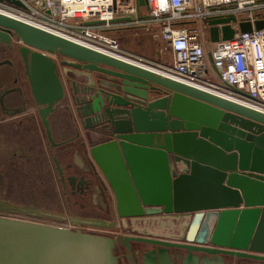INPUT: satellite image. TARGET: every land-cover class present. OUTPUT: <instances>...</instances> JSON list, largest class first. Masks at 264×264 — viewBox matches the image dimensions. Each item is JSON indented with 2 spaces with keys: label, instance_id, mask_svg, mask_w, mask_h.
<instances>
[{
  "label": "water",
  "instance_id": "95a60500",
  "mask_svg": "<svg viewBox=\"0 0 264 264\" xmlns=\"http://www.w3.org/2000/svg\"><path fill=\"white\" fill-rule=\"evenodd\" d=\"M137 3L146 7L145 0ZM231 22L236 17L209 22L211 40H220L221 24L222 40L233 39ZM254 27L264 29V21ZM240 29L252 32L253 25L241 23ZM13 38L24 45L48 139L54 144L48 116L58 108L70 112L85 131L84 171L110 191L119 218L135 228L143 220L161 226L169 221V228L173 220L182 222L176 235L164 236L175 243L130 238L124 244L129 252L133 241L152 246L158 259L167 254L181 263L188 252L201 264L264 263V113L0 14V42ZM60 128L62 134L70 130ZM0 212L39 213L4 202ZM118 244L106 236L0 219V264H118Z\"/></svg>",
  "mask_w": 264,
  "mask_h": 264
},
{
  "label": "built area",
  "instance_id": "2783aa9c",
  "mask_svg": "<svg viewBox=\"0 0 264 264\" xmlns=\"http://www.w3.org/2000/svg\"><path fill=\"white\" fill-rule=\"evenodd\" d=\"M17 1L20 6L0 1V14L264 113V29L254 27L264 21V0H145L146 13L137 0ZM230 17L237 19L228 24L233 39L222 40L221 24L220 40L213 42L209 22ZM118 18L130 20L114 22ZM93 22L99 24H87ZM241 23L252 24V32L243 33ZM153 25L160 29L154 38L172 52L170 65L129 53L108 34L116 29L150 32Z\"/></svg>",
  "mask_w": 264,
  "mask_h": 264
},
{
  "label": "flooded vegetation",
  "instance_id": "af4514ba",
  "mask_svg": "<svg viewBox=\"0 0 264 264\" xmlns=\"http://www.w3.org/2000/svg\"><path fill=\"white\" fill-rule=\"evenodd\" d=\"M23 47L16 38L10 43L0 42V202L28 207L39 213L0 212V219L117 239L119 244L114 255L118 258V264L123 258L127 264H201V260L192 258L189 252L188 258L183 257L181 263L167 254L160 256L163 260L158 259L152 246L139 242L130 241L131 252L124 246L130 238L174 242L165 238L166 235L159 239V236L138 233H117L116 236L108 233L125 229L126 220L119 218L114 211V200H111L110 191L101 180L84 171L87 162L84 159L82 136L85 133L75 120L70 122V112L58 108L48 116L52 131L54 127L62 125L70 128L66 136L54 135L52 132L54 144H61L59 147L48 139L40 114L41 106L37 105L32 95ZM63 148L68 152L64 153ZM55 159L62 162V175ZM81 219H102L109 223L115 222L116 227L97 228L85 224ZM95 229L104 232L96 233ZM142 231L145 232H139ZM250 262L241 260L235 264H252Z\"/></svg>",
  "mask_w": 264,
  "mask_h": 264
},
{
  "label": "rangeland",
  "instance_id": "374dc122",
  "mask_svg": "<svg viewBox=\"0 0 264 264\" xmlns=\"http://www.w3.org/2000/svg\"><path fill=\"white\" fill-rule=\"evenodd\" d=\"M141 10L143 13H146V11H147L146 7H143ZM239 17L242 18V15H239ZM159 30L160 29L158 26H157V28H155V26L153 25V28L150 30V32L146 31L145 29L144 30H142V29H123V30L116 29L114 31H108L109 32L108 34L112 38H115L117 41H119L122 48L124 50H126L127 52L132 53V54L141 55V56L146 57L148 59L149 58H155V56H156L155 52L158 49L160 50L161 48H163L164 55H162L161 57L159 56V58H163L162 60L166 63V65H170V61H171L170 52L171 51L169 49H167L165 44H163V46H162V43L159 41L158 38H154V37L158 36ZM70 122H71V119H70ZM79 127H81V125H79ZM80 130L83 131L82 128H80ZM83 132L85 133V131H83ZM66 134H68V133H66ZM62 135H64V134H62ZM51 153H53V151ZM49 173L51 176L50 171H49ZM138 223H141V224H138L137 225L138 228H135V226H133V225L131 226L130 220L126 219V221L124 223V225H126V226H124L125 229L119 230L115 233H112V232H108V233L112 234L113 236H116L117 233L118 234L130 233V235H134V234L138 233V234L144 235L143 231L139 232L142 229H144L148 232V234L145 236H153V237L159 236V237H157L159 239H161L164 235L174 233L173 231H169L171 229V228H168L169 222L166 225H162V226H161V222H158V220H154V219L149 220V222L147 221L144 223V220H143V221H140ZM121 226L123 227V225H121ZM137 230H138V232H137ZM94 232L99 233V232H104V231L95 229ZM176 233H178V232H176ZM155 234H158V235H155ZM127 263L128 262L124 258L120 261V264H127Z\"/></svg>",
  "mask_w": 264,
  "mask_h": 264
},
{
  "label": "crops",
  "instance_id": "0c3cea01",
  "mask_svg": "<svg viewBox=\"0 0 264 264\" xmlns=\"http://www.w3.org/2000/svg\"><path fill=\"white\" fill-rule=\"evenodd\" d=\"M161 43H162V46H163V44H165L164 42H162L161 40H159ZM155 58H149V59H151V60H153V61H155V62H157V63H159V64H166L162 59L163 58H159V56L161 57L162 55H164V50H163V48H161L160 50L158 49L156 52H155ZM170 56H171V61H170V64L172 63V61H173V55H172V52H170ZM210 70V69H209ZM211 71V70H210ZM52 132H54V135L55 134H57V135H61V136H65L66 134H64V135H62V131H61V128L60 127H54V129H53V131ZM53 135V136H54ZM64 149V148H63ZM66 149H64V151H65ZM74 153H76V151L74 152ZM76 162V161H75ZM80 162V161H79ZM79 162L77 163V164H79ZM59 163L61 164L62 162L61 161H59ZM65 162H63V164H64ZM210 264H219V262H217V261H215V260H213V259H211V260H209L208 261ZM158 264V263H157ZM203 264V263H202Z\"/></svg>",
  "mask_w": 264,
  "mask_h": 264
},
{
  "label": "bare ground",
  "instance_id": "6f19581e",
  "mask_svg": "<svg viewBox=\"0 0 264 264\" xmlns=\"http://www.w3.org/2000/svg\"><path fill=\"white\" fill-rule=\"evenodd\" d=\"M149 222V221H148ZM169 221H163L162 222V225H166L167 223H168ZM180 223H182L181 221H174L173 220V222L171 223L170 222V224H171V229L169 230V231H173L175 234H176V232H178V226H179V224ZM148 224V223H147ZM169 228V227H168ZM142 230H144V229H142Z\"/></svg>",
  "mask_w": 264,
  "mask_h": 264
}]
</instances>
